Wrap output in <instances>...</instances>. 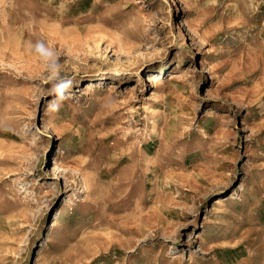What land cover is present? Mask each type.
<instances>
[{"label":"rangeland","instance_id":"rangeland-1","mask_svg":"<svg viewBox=\"0 0 264 264\" xmlns=\"http://www.w3.org/2000/svg\"><path fill=\"white\" fill-rule=\"evenodd\" d=\"M174 263L264 264V0H0V264Z\"/></svg>","mask_w":264,"mask_h":264},{"label":"clouds","instance_id":"clouds-1","mask_svg":"<svg viewBox=\"0 0 264 264\" xmlns=\"http://www.w3.org/2000/svg\"><path fill=\"white\" fill-rule=\"evenodd\" d=\"M37 51L44 52V49L42 46L37 48ZM45 55H49V53H45ZM70 81H61L55 86V91L62 97L64 90L69 86ZM53 107H56L54 104Z\"/></svg>","mask_w":264,"mask_h":264},{"label":"bare ground","instance_id":"bare-ground-1","mask_svg":"<svg viewBox=\"0 0 264 264\" xmlns=\"http://www.w3.org/2000/svg\"><path fill=\"white\" fill-rule=\"evenodd\" d=\"M150 78H149V82L150 83H157L159 80H160V76L157 74V73H151L150 75ZM92 88L91 87H89L88 88V90H91ZM166 96V95H165ZM124 153V152H123ZM105 167V166H104ZM253 219V218H252ZM83 240V239H82ZM91 240V239H90ZM99 241V240H98ZM90 242V241H89ZM105 242V241H104ZM92 243V242H91ZM91 243L90 244H88V245H91ZM102 243V242H101ZM114 243V242H113ZM95 244V243H94ZM93 244V245H94ZM115 244H118V243H115ZM119 244H120V246H123V247H125V248H129L130 247V244L129 245H125V243L123 242V241H121V242H119ZM93 245H91L92 246V248L94 247ZM100 245V244H99ZM132 245V244H131ZM97 245H95V247H96ZM89 248H90V246H89ZM92 248H90V249H92ZM99 248V247H98ZM123 251V250H122ZM97 255V254H96ZM95 255V256H96ZM159 262V261H158ZM175 264V263H174Z\"/></svg>","mask_w":264,"mask_h":264}]
</instances>
